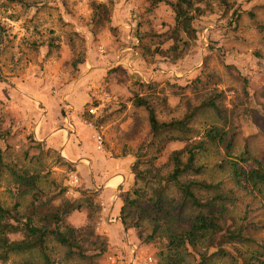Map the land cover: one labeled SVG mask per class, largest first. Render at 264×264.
<instances>
[{"label": "rangeland", "instance_id": "rangeland-1", "mask_svg": "<svg viewBox=\"0 0 264 264\" xmlns=\"http://www.w3.org/2000/svg\"><path fill=\"white\" fill-rule=\"evenodd\" d=\"M196 7L200 11L194 13L195 33L182 35L174 45L165 35L175 25L174 12L166 3L151 8L148 0H0L4 164L41 174L45 190L53 181L67 185V196L78 198L87 184L77 158L68 160L61 143L54 147L48 140L57 132L75 135L80 128V137L92 142V130L87 128H94V137H103L107 158L131 164L121 193L134 197L135 174L143 162L157 157V163H165L170 152L186 145L153 137L147 111L134 100L144 97L157 118L169 122L196 112L206 98L215 96L228 127L237 134L234 156L247 148L264 166V0H201ZM212 124L225 126L212 110H198L191 125L193 136L200 139ZM224 160L222 149L208 146L198 156V164L207 166L202 178L223 180L226 187L235 188L230 169H216ZM253 160L248 167L256 166ZM235 190L239 203L232 213L239 216L250 203V216L264 225V186L250 193ZM30 201V196L16 194L8 174L1 176L3 205L19 203L23 210ZM84 219L85 214H75L71 222L79 227ZM251 233L259 244L264 242V228ZM108 240L111 249L97 264L161 260V247L142 244L134 230L122 233L118 245ZM229 248L230 255H218L208 264H247L249 258L250 264L256 262L255 245L236 242ZM24 259L39 261V256H13L9 264Z\"/></svg>", "mask_w": 264, "mask_h": 264}, {"label": "trees", "instance_id": "trees-1", "mask_svg": "<svg viewBox=\"0 0 264 264\" xmlns=\"http://www.w3.org/2000/svg\"><path fill=\"white\" fill-rule=\"evenodd\" d=\"M148 1L151 8L160 3L171 6L175 25L165 35L174 45L181 41L182 35L189 37L195 33L194 13L200 11L196 4L201 0ZM49 46L53 48L54 44ZM134 103L147 111L153 137L186 145L170 152L165 163H157V157L143 162L135 174L134 197L119 194L121 220L126 230H134L142 244L161 247L158 264H190L189 259L196 264H208L218 255H230L229 247L236 242L259 248L253 257L254 264H264V242L259 244L251 233L264 225L250 216V203L239 216L232 213L239 203L235 188L250 193L264 186V166L251 158L247 148L234 156L237 134L228 127V117L216 104V97L206 98L197 109L212 110L225 126L212 124L198 140L191 126L198 110H191L180 119L161 122L150 101L137 97ZM210 145L224 151L226 161L216 169L220 172L230 169L235 188L226 187L223 180L213 183L202 178L207 166L198 164V156ZM252 160L256 166L250 168ZM5 173L11 178L16 194L23 198L30 196L31 201L23 210L19 203L7 207L0 202V264H9L13 256L33 253L38 254L39 261L24 259L14 264L70 261L97 264L96 260L111 249L109 238L98 229L102 206L96 189L80 190V196L74 199L67 196L69 188L61 183L53 181L50 189L45 190L40 186L41 174L4 164L0 148V178ZM139 183L142 185L138 187ZM75 214H85L79 227L71 222ZM211 249L215 251L210 253ZM248 261L250 264V258Z\"/></svg>", "mask_w": 264, "mask_h": 264}, {"label": "crops", "instance_id": "crops-1", "mask_svg": "<svg viewBox=\"0 0 264 264\" xmlns=\"http://www.w3.org/2000/svg\"><path fill=\"white\" fill-rule=\"evenodd\" d=\"M79 129L74 133L75 135L71 131H68L70 133H68V136L64 133L66 131L63 134H61L62 132L54 133L48 141L54 147H58L61 143V149H64L63 153L68 160L77 158L79 162L78 171L82 177H86L87 187L100 191L98 201L102 206V212L99 229L102 234H105L110 239L112 245H118L120 244L121 234L123 233L124 235L131 231L126 230L122 223L120 214L122 200L119 198V194L125 188L130 178L131 164L126 159L111 160L105 156V150L99 151L96 136L94 137V128H87L92 130V142L82 139L80 137L82 133ZM118 177H122V179ZM113 217L116 218V222L108 220Z\"/></svg>", "mask_w": 264, "mask_h": 264}, {"label": "built area", "instance_id": "built-area-1", "mask_svg": "<svg viewBox=\"0 0 264 264\" xmlns=\"http://www.w3.org/2000/svg\"><path fill=\"white\" fill-rule=\"evenodd\" d=\"M94 109H91L90 112L93 113ZM96 139H97V148L99 151H104V140H103V137L100 135V134H97L96 136ZM110 222H116V218L113 217V218H109L108 219Z\"/></svg>", "mask_w": 264, "mask_h": 264}]
</instances>
